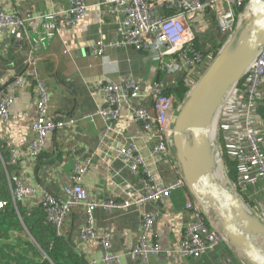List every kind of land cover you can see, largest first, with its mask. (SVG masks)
Here are the masks:
<instances>
[{
    "label": "built area",
    "instance_id": "built-area-1",
    "mask_svg": "<svg viewBox=\"0 0 264 264\" xmlns=\"http://www.w3.org/2000/svg\"><path fill=\"white\" fill-rule=\"evenodd\" d=\"M69 1L70 6L63 13L71 23L77 22L86 9V2L85 0ZM102 3L121 10L124 16L120 26L123 39L117 42L98 40L93 45L95 54L104 56L107 48L130 45L136 50L149 52L159 69L169 72L192 68L204 61V55L193 44L196 31L189 18L190 14L194 15L204 11L208 6L219 4L217 26L224 40L223 47L238 28L242 18H245L249 7V0H103ZM171 11L174 13L168 14ZM58 16V11L35 15L32 11L7 12L0 7V37L3 39L27 38L38 49L46 43L48 37L53 35L57 26L54 20ZM46 20L48 22L45 33L36 34L37 25ZM166 57L174 59L167 61ZM1 58L0 48V60ZM35 58L33 52L26 56L28 75L16 76L11 85L18 88L25 87L30 78L35 87L36 115L31 124L32 138L27 150L29 158L33 159L39 155L41 149L46 147L50 133L70 129L79 119L72 117L55 120L49 117L51 95L47 82L37 69ZM239 84L234 88L223 108L219 132L222 118H225L223 129L224 132L226 129L229 130L225 134L229 155L241 168V180L239 183L234 181L233 183L237 190H245L251 199L257 200L255 206L248 204L264 219V119L257 111L260 99L264 95V46L243 78V82ZM101 89L105 94V105L93 115L80 118L100 115L111 125L127 109L132 114L133 121L141 127L151 141V164L139 150L133 137H126L124 145L117 149V158L125 162V167L131 173L142 177L143 188L138 190L134 199L120 200L111 195L103 198L90 197L82 179L94 155L87 158L84 164L77 163L68 182L61 187V197L51 193L45 186H41L38 190L24 181L19 174L10 176L9 181L13 198L16 201H23L30 197L36 198L42 203L47 218L60 233L68 230L74 213L84 214L85 222L77 233L78 244L98 241L103 248L101 258L87 260V264H122L113 249L110 234L105 232L100 235L97 231L96 211L98 209L127 210L150 203L165 204L174 190L186 188L179 167L172 163L177 178L162 180L159 175L161 163L166 162L165 158H168L172 151L174 152L173 125L182 104L176 107L173 96L164 94L158 82L155 83L151 95L145 94L141 82L133 76L122 80L106 77L101 84ZM149 97L153 99L152 105L147 104ZM16 98L17 96L10 91L0 89L1 119L10 118V108ZM11 161L18 164L15 155H11ZM250 174L253 175L252 180H250ZM258 181L261 185L252 191L249 186L259 183ZM3 204L0 202V207ZM186 209L191 213L190 223L177 247L170 246L162 249L159 244L150 241L149 236L161 216V211L156 210L143 215L138 240L131 248L125 250L126 256L135 262L146 261L152 255H158L161 252H164L171 260L199 258L225 245L237 253L241 264H246L240 253L229 242L218 219L212 213L206 215L190 193ZM154 237H157L156 233Z\"/></svg>",
    "mask_w": 264,
    "mask_h": 264
},
{
    "label": "crops",
    "instance_id": "crops-1",
    "mask_svg": "<svg viewBox=\"0 0 264 264\" xmlns=\"http://www.w3.org/2000/svg\"><path fill=\"white\" fill-rule=\"evenodd\" d=\"M102 1L85 0L84 13L77 22L71 23L63 13L70 6L69 0H0V7L7 12L32 11L35 15L59 12L54 20L57 26L53 35L38 49L27 38L0 37V48L4 54L0 61V89L17 96L10 108V118H0V139L6 143L11 155L18 159L19 176L38 190L45 186L60 193L77 163L84 164L87 158L94 155L82 179L90 197L111 195L120 200L134 199L138 190L143 188L142 177L125 167V162L117 158V149L124 145L126 137H133L151 164V141L147 134L133 121L127 109L111 125L100 115L80 117L93 115L105 105L101 84L106 77L122 80L133 76L141 82L143 92L151 95L159 67L149 52L136 50L130 45L107 48L104 56L95 54L93 45L98 40L117 42L123 39L120 26L124 16L121 10ZM47 22L37 25L36 34L45 33ZM31 52L36 56L37 69L50 91L49 117L55 120L79 118L70 129L48 135L45 151L50 155L41 167L36 160L29 158L27 151L32 138L31 124L36 115L34 84L29 78L25 87L11 86L16 76L28 75L25 59ZM228 132L226 129L225 133ZM168 160L178 166L173 151L165 158L166 162ZM159 175L166 180L160 170ZM249 177L252 180L253 175ZM188 198V190L180 188L172 192L165 204L150 203L127 210L98 209L95 214L97 231L100 235L105 232L110 234L113 249L122 264H235L234 259L239 261L237 253L225 245L196 260H171L164 252L141 262L126 256L125 250L138 240L143 215L156 210L161 211V216L149 236L150 241L159 244L162 249L177 247L190 223L191 213L186 209ZM255 202L257 204V200ZM83 217V213L75 217L77 220L73 229L76 242ZM155 233L157 237H154ZM78 245L86 260L101 258L103 248L98 241Z\"/></svg>",
    "mask_w": 264,
    "mask_h": 264
},
{
    "label": "water",
    "instance_id": "water-1",
    "mask_svg": "<svg viewBox=\"0 0 264 264\" xmlns=\"http://www.w3.org/2000/svg\"><path fill=\"white\" fill-rule=\"evenodd\" d=\"M249 4V16L178 109L172 136L175 159L189 193L206 215L211 212L218 219L244 263L264 264V219L235 187L218 141L223 108L264 46V0H249Z\"/></svg>",
    "mask_w": 264,
    "mask_h": 264
},
{
    "label": "trees",
    "instance_id": "trees-1",
    "mask_svg": "<svg viewBox=\"0 0 264 264\" xmlns=\"http://www.w3.org/2000/svg\"><path fill=\"white\" fill-rule=\"evenodd\" d=\"M218 7L220 8L219 4L208 6L204 11L189 16L196 31L193 44L204 55L203 63L174 72L159 69L156 82L160 83L164 94L173 96L176 107L184 102L191 87L208 67V62L215 58L222 47L223 37L218 26L213 27L217 21V13L220 11ZM172 13L174 12H168V14ZM3 57L4 54L2 53L1 60ZM165 59L169 61L174 58L166 57ZM242 82L243 79L240 84ZM147 104H153L151 97H149ZM257 111L264 119V95L260 99ZM221 122L219 132L221 153L232 181L239 183L241 168L229 155L226 133L223 129L225 118H222ZM7 148L6 143L0 139V202L4 203L0 207V264H87L85 255L75 241L76 233L73 229L77 220L75 217L79 213L72 215V219H70L72 225L69 223L68 230L66 229L64 233H60L47 218L42 203L37 201L36 198L30 197L23 201H16L13 198L9 178L13 174H18V164L12 163L11 153ZM49 155L50 153L45 151L44 148L40 150L39 155L34 160L41 167L43 163H46ZM160 172L166 180L177 178V174L169 160L161 163ZM143 176L146 177L145 174ZM259 184L257 183L255 187L251 185L249 188L253 191ZM48 190L56 196L61 197L62 195L50 188ZM239 192L247 203L255 206V200L249 197L247 191L240 189ZM84 220L85 217H83L82 224L85 222ZM188 259L196 260L198 258ZM234 261L235 264H241L240 260L234 259Z\"/></svg>",
    "mask_w": 264,
    "mask_h": 264
},
{
    "label": "bare ground",
    "instance_id": "bare-ground-1",
    "mask_svg": "<svg viewBox=\"0 0 264 264\" xmlns=\"http://www.w3.org/2000/svg\"><path fill=\"white\" fill-rule=\"evenodd\" d=\"M250 9H251V4H249L248 12H247V14H245L246 17L249 16V14H250ZM245 20H246V18L243 17L242 20H241V22H240V24H239V26H241ZM231 93H232V92H231ZM230 95H231V94H230ZM210 213H211V212H210Z\"/></svg>",
    "mask_w": 264,
    "mask_h": 264
},
{
    "label": "rangeland",
    "instance_id": "rangeland-1",
    "mask_svg": "<svg viewBox=\"0 0 264 264\" xmlns=\"http://www.w3.org/2000/svg\"><path fill=\"white\" fill-rule=\"evenodd\" d=\"M217 25V21L215 22V24L213 25V27L214 26H216ZM215 28V27H214ZM217 31V30H216ZM220 39H221V36H220ZM219 138V137H218ZM219 141V140H218ZM219 148H220V146H219Z\"/></svg>",
    "mask_w": 264,
    "mask_h": 264
}]
</instances>
